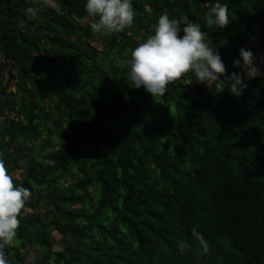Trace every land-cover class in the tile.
Masks as SVG:
<instances>
[{
    "label": "trees",
    "instance_id": "1",
    "mask_svg": "<svg viewBox=\"0 0 264 264\" xmlns=\"http://www.w3.org/2000/svg\"><path fill=\"white\" fill-rule=\"evenodd\" d=\"M35 2L0 0V158L10 175L26 164L13 181L31 192L9 264H264V76L236 97L227 81L206 95L189 72L153 98L119 63L167 13L200 23L239 73L255 28L264 46V0H132L133 24L102 36L86 0L30 19ZM216 2L229 24L212 31Z\"/></svg>",
    "mask_w": 264,
    "mask_h": 264
},
{
    "label": "clouds",
    "instance_id": "2",
    "mask_svg": "<svg viewBox=\"0 0 264 264\" xmlns=\"http://www.w3.org/2000/svg\"><path fill=\"white\" fill-rule=\"evenodd\" d=\"M84 7L91 18V32L101 36L124 31L133 24L135 17L132 0H86ZM46 8L59 11L60 5L57 0H36L33 6L22 12L32 19ZM204 19L210 30L224 29L229 24L228 6L216 2L208 8ZM182 24L186 25L183 29ZM23 26L22 22L20 27ZM201 28L200 23L190 22L187 16L175 19L167 13L161 14L154 26V34L130 49V58L119 61L122 67L128 68L126 78L137 89L143 87L156 98L165 95L169 84L192 72L199 83L206 84L209 89L214 88L216 93L223 92L225 82H229L227 88L230 93L239 97L247 87L245 80L264 75L254 53L241 47L240 58L233 61V66L240 72L226 76L227 69L219 51L205 42L208 34ZM261 59L264 60V57ZM221 76H226V80H221ZM30 196L28 188L14 183L5 160L0 158V264H9L5 248L12 245L17 237L19 216ZM191 232L203 251L207 252L209 246L203 234L196 227ZM177 243L183 255L189 245L184 241Z\"/></svg>",
    "mask_w": 264,
    "mask_h": 264
},
{
    "label": "rangeland",
    "instance_id": "3",
    "mask_svg": "<svg viewBox=\"0 0 264 264\" xmlns=\"http://www.w3.org/2000/svg\"><path fill=\"white\" fill-rule=\"evenodd\" d=\"M34 1H36V0H34ZM85 21L90 22L89 19H87ZM254 32L256 33L257 37H256V40L251 45V51L254 53V55L256 57L257 65H259L261 71L264 72V60L261 59V57H264V46L261 43L259 33H258L256 28L254 29ZM205 42L209 44V36L205 37ZM0 62L2 64H4V73H5L6 77L8 78V73L10 71V65L5 60H0ZM262 76H264V75H262ZM222 77H224V76H221L220 78H222ZM197 86L201 87L207 95V93L209 92V87L206 84H202V83L198 82ZM25 167H26V164L24 162H22L20 164L19 170H17L11 176L15 177V178H19L20 173L24 171ZM43 210H44V208L42 207V204H39V208L36 210V212H43ZM26 211H29V210H26ZM52 237H53L52 249L54 251L61 250V248H62V246L60 244L61 236L59 234H57L56 232H53ZM32 257H33V255H29V259H30L29 261L32 260Z\"/></svg>",
    "mask_w": 264,
    "mask_h": 264
}]
</instances>
